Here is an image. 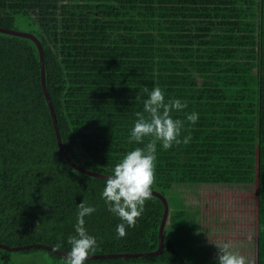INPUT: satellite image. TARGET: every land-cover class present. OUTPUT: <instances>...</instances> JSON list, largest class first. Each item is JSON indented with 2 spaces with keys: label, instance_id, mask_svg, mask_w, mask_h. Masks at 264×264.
<instances>
[{
  "label": "trees",
  "instance_id": "16d2710c",
  "mask_svg": "<svg viewBox=\"0 0 264 264\" xmlns=\"http://www.w3.org/2000/svg\"><path fill=\"white\" fill-rule=\"evenodd\" d=\"M17 24L27 25L44 49L47 91L64 151L83 170L109 176L127 152L152 141H132L130 130L137 112L147 116L144 89L160 81H166L161 87L166 98L186 104L172 113L184 121L181 142L164 153L156 141L153 185L161 189L152 190L169 206L162 183L191 180L194 173L186 162L180 165L179 155L182 162L190 152L213 149L215 168L207 167L206 181L233 183L235 173L241 180L254 176L250 154L257 150L256 264H264V0H0V28L17 31ZM227 66L241 75L228 76L227 82V75L217 74ZM242 81L244 89L234 87ZM177 83L179 88L167 87ZM213 83L217 89L211 91ZM206 95L209 106L220 103L228 118L208 133L186 120ZM211 110L207 106L202 115ZM248 118V132L239 129V120ZM254 127V146L236 150L246 137L251 141ZM185 137H191L188 143ZM104 184V178L76 170L60 152L36 44L0 33V245H46L67 253L83 202L96 208L85 217L87 231L98 240L91 256L133 255L86 264L185 263V242L174 238L170 213L161 254L135 256L158 250L164 204L152 196L135 226L118 238L121 221L101 198ZM38 251L66 264L65 257L37 248L0 249V264H14L7 260L10 252Z\"/></svg>",
  "mask_w": 264,
  "mask_h": 264
},
{
  "label": "rangeland",
  "instance_id": "374dc122",
  "mask_svg": "<svg viewBox=\"0 0 264 264\" xmlns=\"http://www.w3.org/2000/svg\"><path fill=\"white\" fill-rule=\"evenodd\" d=\"M15 29L20 32H28L30 29L27 25L17 24ZM227 75V82H229L228 76L241 75L238 68L234 66H227L226 71H218L217 74ZM166 81H160L158 87L164 86ZM175 86H167L169 89L179 88V83ZM235 88H242V85H234ZM217 89L215 83L211 86V91ZM181 91V89H180ZM210 91V93H212ZM225 98V97H224ZM203 100L196 102V111L199 113V119L195 123V126L200 128L198 131H204L208 133L223 125L222 119H228L220 108V103H215L209 106L212 102L210 95H206ZM230 101L234 100V97H229ZM219 101L224 103L220 98ZM206 103L205 105H203ZM254 102H252L253 104ZM251 104V105H252ZM209 107L212 111L207 116L202 115L205 109ZM253 108V106H252ZM197 113V112H196ZM186 114V113H185ZM210 114L214 115L213 120H210ZM188 115V114H186ZM207 117V118H205ZM253 122V119L251 120ZM238 122V121H237ZM237 122L235 123V126ZM249 118L246 120H239L238 128L248 132ZM202 129V130H201ZM251 141L246 137V142L241 145L243 151L248 150L249 146H254V131L251 130ZM247 133L245 132L244 135ZM213 139H211L212 141ZM199 145V144H198ZM164 153H171L173 149L163 150ZM208 153L207 157L205 153ZM257 150H254L250 156L253 158V164L251 171H254V176L245 177V180L238 179L232 176L233 183H213L209 184L206 181L208 176V169L215 168L212 160L214 151L213 149L202 152H190L187 158L181 162V156L179 155L180 165L187 164V168H192L194 173L192 179L189 180H176L175 182L164 181L162 188L166 194L169 195V213L173 214L175 218V225L173 230L175 231L174 238L178 241L185 242L182 245V252L186 258L189 257H207V253L213 248H216L215 241L217 240V234L225 242L231 246L234 245V250L240 252L247 259V264H256V228H257ZM167 153V154H168ZM161 159L164 163L165 155L160 152ZM249 153H246L248 155ZM166 160V159H165ZM208 164V166H206ZM186 170V169H185ZM167 171V169L165 170ZM211 175L212 172L209 171ZM214 175V173H213ZM153 188L161 189L157 185H153ZM169 204V203H168ZM178 220V222H176ZM169 223V220H168ZM227 226L231 229L224 228ZM208 258V257H207ZM7 260L14 264H33L34 261L39 264H63L62 260H55L48 253L38 251L35 253L21 254L10 252L7 256ZM197 264H204L199 262ZM215 264V263H207Z\"/></svg>",
  "mask_w": 264,
  "mask_h": 264
},
{
  "label": "clouds",
  "instance_id": "9594fccd",
  "mask_svg": "<svg viewBox=\"0 0 264 264\" xmlns=\"http://www.w3.org/2000/svg\"><path fill=\"white\" fill-rule=\"evenodd\" d=\"M147 92L143 103V112L136 113L134 126L130 130V139L143 143L146 137L153 138L145 147H136L127 152L114 166L112 174L107 176L101 198L108 211L121 222L116 225V235L123 238L127 229L134 227L137 219L143 214L147 200L152 198V186L155 181V162L157 159L156 141L162 144L164 150L179 144L184 121L173 118V112L183 111L186 104L179 98H166L165 90L153 87ZM199 114L192 112L186 115V120L195 124ZM191 137H185L188 143ZM96 211L95 206L78 205L77 223L74 234L67 237L69 250L65 257L66 264H86L89 256L95 253L98 240L85 227V217ZM61 245H56L60 247ZM218 256L215 264H247V259L240 252L233 250L229 243L217 245Z\"/></svg>",
  "mask_w": 264,
  "mask_h": 264
},
{
  "label": "water",
  "instance_id": "95a60500",
  "mask_svg": "<svg viewBox=\"0 0 264 264\" xmlns=\"http://www.w3.org/2000/svg\"><path fill=\"white\" fill-rule=\"evenodd\" d=\"M0 33H5V34H10L13 36H17V37H23V38H27L29 40H32L38 50H39V54H40V66H41V82H42V88H43V92L46 96L48 105L50 107L51 110V115H52V119H53V124H54V128H55V133H56V138H57V143L60 149V152L63 154V156L67 159V161H69V163L78 171H81L83 173H86L90 176L93 177H98V178H104L106 179V177L108 175H101V174H95V173H90L87 172L85 170H83L82 168L78 167L77 165H75L72 160L67 156V154L64 151V147H63V142H62V137H61V133L58 127V123H57V118H56V114L54 111V108L52 106V103L50 101V97L47 91V85H46V73H45V60H44V49L41 45V43L39 42V40L36 38V36L32 33H28V32H19V31H15V30H10V29H5V28H0ZM152 196L159 198L163 204H164V214H163V219L161 222V226H160V231H159V248L157 251L152 252V253H145V254H137L135 256L137 257H142V256H156L161 254L162 250H163V235H164V231H165V226L166 223L168 221V217H169V204H168V200L160 193L153 191L152 190ZM30 248H37V249H45L51 252H54L62 257H66L67 253H62V252H58L53 248H50L46 245H31V246H24V247H14L11 248L9 246L6 245H0V249L2 250H6V251H20V250H25V249H30ZM133 256L131 254H122V255H106V256H89L88 259H99V258H111V257H123V258H127Z\"/></svg>",
  "mask_w": 264,
  "mask_h": 264
},
{
  "label": "crops",
  "instance_id": "0c3cea01",
  "mask_svg": "<svg viewBox=\"0 0 264 264\" xmlns=\"http://www.w3.org/2000/svg\"><path fill=\"white\" fill-rule=\"evenodd\" d=\"M170 218V216L168 217ZM228 229H231L228 227ZM224 243H226L221 237H219V234H217V240L215 241V245H223ZM234 247V245H232V248ZM234 250V248H233ZM217 256H218V249L217 247L216 248H213L212 250L209 251V254L207 253V257H200V258H197V257H189L188 259L186 258V261L184 264H197L199 262H202L204 264H207V263H215L216 262V259H217ZM256 263H257V254H256Z\"/></svg>",
  "mask_w": 264,
  "mask_h": 264
}]
</instances>
